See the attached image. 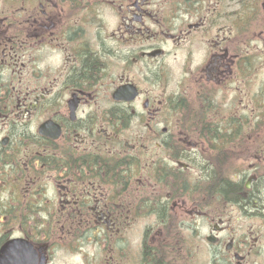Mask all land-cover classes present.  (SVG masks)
I'll use <instances>...</instances> for the list:
<instances>
[{"label": "flooded vegetation", "instance_id": "obj_1", "mask_svg": "<svg viewBox=\"0 0 264 264\" xmlns=\"http://www.w3.org/2000/svg\"><path fill=\"white\" fill-rule=\"evenodd\" d=\"M0 264H264V0H0Z\"/></svg>", "mask_w": 264, "mask_h": 264}]
</instances>
